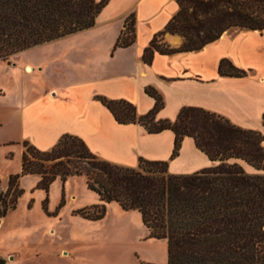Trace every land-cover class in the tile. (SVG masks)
<instances>
[{"label": "trees", "instance_id": "trees-1", "mask_svg": "<svg viewBox=\"0 0 264 264\" xmlns=\"http://www.w3.org/2000/svg\"><path fill=\"white\" fill-rule=\"evenodd\" d=\"M107 1L0 0V58L93 25ZM184 1L178 0V10L158 33H179L182 42L169 46L155 35L143 51L145 60L155 49H199L234 26L264 28V0ZM133 41L130 13L114 47ZM218 70L247 74L227 58H221ZM145 90L155 103L143 114L125 98L96 97L118 122H139L149 132L171 128L172 156L183 136L190 135L215 163L189 173L169 172L166 160L144 157L137 166L123 165L99 156L80 136L66 132L47 149L23 140L21 173L37 172L45 189L56 176L64 180L69 174H84L100 202L79 209L81 215L98 219L109 201L136 208L150 235L166 239V264H264V134L198 105H182L173 119L157 118L162 94L151 85ZM241 160L255 171H247ZM19 175L11 174L6 188L0 189V217L15 207L22 193Z\"/></svg>", "mask_w": 264, "mask_h": 264}, {"label": "crops", "instance_id": "crops-1", "mask_svg": "<svg viewBox=\"0 0 264 264\" xmlns=\"http://www.w3.org/2000/svg\"><path fill=\"white\" fill-rule=\"evenodd\" d=\"M178 8V0H108L93 25L44 42L74 41L64 54L50 51L28 60L34 65L27 64L32 72L26 71L27 65L20 69L0 63V72L9 79L8 85L0 83V127L12 124L16 134L6 141L28 140L47 149L68 132L80 136L99 156L123 165L137 166L144 157L166 160L169 172L189 173L215 163L190 135L183 136L172 156L171 128L149 132L139 122H118L96 97L125 98L143 114L155 103L147 85L163 97L157 118L173 119L182 105H198L264 134V28L228 29L199 49H155L145 60L143 51L155 35L164 41L167 33L172 40L178 38L171 44L182 42L178 33L158 34ZM130 13L134 41L114 47ZM221 58L247 74H221ZM52 67L57 69L55 82L42 73ZM240 162L247 171H255Z\"/></svg>", "mask_w": 264, "mask_h": 264}, {"label": "rangeland", "instance_id": "rangeland-1", "mask_svg": "<svg viewBox=\"0 0 264 264\" xmlns=\"http://www.w3.org/2000/svg\"><path fill=\"white\" fill-rule=\"evenodd\" d=\"M236 28L240 27L229 29ZM162 38L169 46L179 45L171 44L167 33ZM73 43L42 42L0 58V63L23 69L32 64L28 60L50 51L62 55ZM42 73L49 82L58 76L56 67ZM0 83L9 84L1 72ZM14 135L12 124L0 127V189L15 173H20L22 188L15 207L1 217L0 255L8 258L6 264H166V239L150 235L136 208L124 209L117 201H109L102 217L81 215L79 209L100 202L87 187L84 174H69L64 180L56 176L45 189L39 186L37 172L21 173L23 140L6 141Z\"/></svg>", "mask_w": 264, "mask_h": 264}, {"label": "water", "instance_id": "water-1", "mask_svg": "<svg viewBox=\"0 0 264 264\" xmlns=\"http://www.w3.org/2000/svg\"><path fill=\"white\" fill-rule=\"evenodd\" d=\"M171 35L174 36L175 34H171ZM0 222H1V217H0ZM9 258H12V256H9ZM7 262H8V258L6 256L0 255V264H6Z\"/></svg>", "mask_w": 264, "mask_h": 264}, {"label": "bare ground", "instance_id": "bare-ground-1", "mask_svg": "<svg viewBox=\"0 0 264 264\" xmlns=\"http://www.w3.org/2000/svg\"><path fill=\"white\" fill-rule=\"evenodd\" d=\"M174 36H175V35H174ZM172 41L176 43V42H178V38L176 37L175 40L173 39ZM26 70H27L28 72H32V71H33V68H32V66L27 65V66H26Z\"/></svg>", "mask_w": 264, "mask_h": 264}]
</instances>
